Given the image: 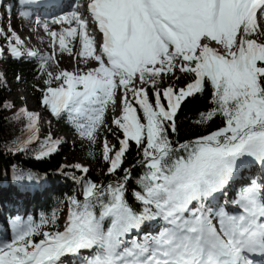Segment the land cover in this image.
<instances>
[{"label": "snow or ice", "instance_id": "obj_1", "mask_svg": "<svg viewBox=\"0 0 264 264\" xmlns=\"http://www.w3.org/2000/svg\"><path fill=\"white\" fill-rule=\"evenodd\" d=\"M17 2L27 9L38 0ZM48 3L55 10L63 0ZM0 7L10 14L13 5L0 0ZM69 9L44 17L19 11L53 50L26 49L9 19L0 26V58L38 57L42 106L67 117L90 158L99 142L106 175L115 178L97 183L85 165L61 166L81 173L71 178L82 199L67 197L62 230L65 201L38 217L12 218L10 234L0 233V264H64L66 257L72 264H264V0H72ZM57 50L83 67L54 73ZM177 73L190 81L177 86ZM165 78L173 83L161 87ZM207 88L211 107L198 123L221 118L223 126L173 140L181 106ZM14 119L25 121L27 135L9 151L38 141L36 159L59 150L61 139H40L39 113L22 107ZM105 131L116 144L101 140ZM133 144L143 169L133 190L139 212L126 195L133 169L123 167ZM233 184L238 191L222 203ZM146 224L157 227L141 232Z\"/></svg>", "mask_w": 264, "mask_h": 264}, {"label": "trees", "instance_id": "obj_2", "mask_svg": "<svg viewBox=\"0 0 264 264\" xmlns=\"http://www.w3.org/2000/svg\"><path fill=\"white\" fill-rule=\"evenodd\" d=\"M0 43H3V41L0 40ZM4 62L6 65L8 77L17 80L16 77L18 75L21 76V81L26 84L25 86L29 93L36 96L41 104L42 93L37 88V83L42 78V75H40L39 73L38 57L15 59L10 56L9 58L5 59ZM177 75L181 76L179 81L175 82L179 87H183L191 79V77L187 75H182L180 73H177ZM170 83H173V81L171 79L165 78V81L164 83H162L161 87H165ZM210 98L211 89L207 88L202 94H199L193 98H189L187 101H185L177 115V133L171 134L173 140H177L179 142L192 140L196 137L206 135L209 132L216 130L218 127L223 126L221 118H215L211 122L205 124L198 123L199 114L207 111L211 107ZM6 102L10 101L5 95H3L2 90H0V185H2L3 183L8 184V182L12 179H15L17 181H26V178H22L26 177L27 175L24 173L23 169L13 167L16 161L21 162L22 160L21 163L27 164L31 169L35 170V172L30 171L35 174V178L31 180L32 182H34L33 184L36 183L35 186L39 184H50L51 186L53 181H58L57 179H60L57 175H59L61 172V166L67 165L64 160L69 156L81 157L94 162V169H90V171L87 173V177L93 181H96L97 183H106L107 181L115 178L106 175L108 164H105L100 157V143L98 142L94 148V151L97 153L96 157L94 159L90 158L87 155L89 151L87 142L81 141L78 138L73 126L68 122L67 117H54L50 113V110L45 107L44 108L46 110H49L50 115L53 116V119L64 131H67L76 137V142L66 150L59 149L56 153L44 159H36L34 157L27 158V151L19 153H13L12 151H9V149H13L16 147L15 142L17 141V138L19 137L23 139L26 137L27 133L25 131V126H20L19 129L17 128L16 132L11 129L12 125L10 123V114L12 113V108L6 109L4 107V104ZM114 132L115 129H113V133ZM113 133L105 131L102 133L101 138L107 137V139L112 140L116 144V135H114ZM46 136H48V134L40 139L43 140ZM36 143H39V141ZM140 159L141 157L136 149V146L133 144L130 151L126 154L123 165V167L125 168L130 167L133 169L132 174L134 179L129 181L128 191L126 195L130 205L137 212L142 210V205L135 200L133 196V190H139V187L135 184V178L143 172L142 167L137 163ZM102 163L106 167L104 174H100L99 172ZM65 171L69 173V177H72L73 174L76 176L81 175L79 170H75L73 168H66L63 170V172ZM62 179L65 182H68L64 178ZM63 186L66 185L63 184L58 189L53 186L51 190H49L43 196L42 200L39 203L36 202L35 208L37 207V211H35V213H37V217L40 212L50 213L54 208L57 207L60 201H66L67 196L64 193ZM71 195L72 194H70V196Z\"/></svg>", "mask_w": 264, "mask_h": 264}, {"label": "rangeland", "instance_id": "obj_3", "mask_svg": "<svg viewBox=\"0 0 264 264\" xmlns=\"http://www.w3.org/2000/svg\"><path fill=\"white\" fill-rule=\"evenodd\" d=\"M8 2H10L12 4L11 0H8ZM13 2H14V0H13ZM65 10H70V9L66 8ZM4 13H5L4 7H1L0 8V17H2V18H0V26L5 27V29H6L8 24H9L7 20L10 19V16H9V14H4ZM12 15H15V11ZM16 16H17V13H16ZM17 22H18V16H17ZM11 26H12V28H14L19 33V35L21 36V38L23 40H24L25 36L27 37V41L29 42V45L30 44L31 45L28 46V48H26V44H25L26 40H24V47L26 49L37 50V47H38L37 51H39L40 53H45V52L49 53V51L53 50L52 46H51L50 38L47 37L46 33L42 32V37H40V34H38V32H36V31H34L35 30L34 28L36 27V25L34 23L32 25L23 24V27L21 25L13 26L12 24H11ZM17 28L19 30H17ZM24 28L28 30V33L24 32V30H25ZM58 30H59V28H58ZM28 39H30V40H28ZM41 39H43V40H41ZM74 51H75V49H74ZM58 52L59 51L57 50V53ZM59 54L64 58V55L67 53H60L59 52ZM9 57H10V55L7 52H5L3 58H0V73H3V77L0 79H2L3 81H6V84L0 83V90H2L3 95H5L8 98V100L15 105V107L12 108V110H11L12 113L10 114L11 115L10 123L12 125L11 129L14 132H16L17 128L19 129L20 126H25V121L23 119L18 120V121L14 119V113L16 111H18L20 108L26 107L28 110L33 111V112H37L40 115V120H39V127H40L39 136H40V138L44 137L46 134L49 135V133H50L53 138H59L63 141L60 144L59 149L66 150L67 148H69L70 146H72L76 142V137L73 134H71L67 131H64L59 126V124L53 119V116L50 115L49 110H46L40 104V102L36 96L29 93V91L27 90V88L25 86L26 84H24V82H22L21 80L17 81L15 79H11L8 77L4 60L9 58ZM70 57L71 58H69V62H70V65L73 66V68H75L77 66L83 67V65H81L77 61H74L72 59V56H70ZM94 66H95V64H93V63H90L88 65V67H94ZM61 69L62 68H60L56 64H52L50 67V70L53 71L54 73L61 71ZM44 79H45V77L42 76L41 80L37 83L38 89H42L45 87V85L43 83ZM118 111H119V109L117 110V112ZM108 121H109V125H110L111 124V113H109ZM102 139L103 138H101V140ZM108 141L110 142V144H115L112 140L108 139ZM38 147H39V143H34V144L30 145L29 149L26 152V154L28 155L27 158H29V157L35 158V153H36V150L38 149ZM99 147H100V151H101V144ZM20 157H22V156H20ZM64 161L67 165H74V164L79 163V164H82V165L89 167V169H91V170L94 169V164H95L94 162H92L90 160H87V159H84L81 157H74V156L66 157ZM21 162H22V160H21ZM21 162L16 161L13 166H15V168L20 167L21 169H23L25 174H28L30 172L28 169H31V168L29 167V165L21 163ZM102 164H101V168L99 170L100 174H104L105 170H106V167L104 166V164L103 165ZM37 173H39V172H37ZM68 174L69 173L67 171L60 172V174L58 175L60 179H57L58 181H56V180L53 181L51 186H50V184L49 185L39 184V185L35 186L36 183L33 184L34 182H32L31 180H28V179H25L26 181H17L15 179H12L8 182V184L3 183L2 185H0V195L1 196H3L2 194H4L6 191H8V189H10L11 186L16 187L19 190L20 194L22 195L19 199V202H17V203L14 201H11L9 199L4 200V204L7 205L6 208L8 207V205L12 206V203L13 204L16 203L17 208L11 209L14 211L12 215L10 213H8V212H10L9 210L7 212H5L6 216L10 215L9 219H7V224L9 226V229H5V227H4V229L3 228L0 229V233L7 231L10 234V232H11L10 221L16 214H19V215L21 214L20 216L25 217V218H27L28 216L37 217V215H36L37 213H35L36 202L39 203L42 200L43 196L49 190H51V188L53 186L56 187V189H58L60 186L65 184L66 186H63V187H64V193L67 197L70 196V194H72V195H76L78 198L82 199V196L80 195L81 189H82L81 184L74 181L71 177H69ZM250 175H251V173L245 174L246 180L249 178ZM259 175L260 174H258L257 177H259ZM245 176L237 177V179H243V178H245ZM62 178H64L68 182H65ZM86 178L90 179L88 177H86ZM40 183H42V182H40ZM63 208H64V211H62V213L60 215L61 230L63 228V222H64V219L66 216V210H67L66 201H65ZM140 231L143 232V231H147V230L142 229Z\"/></svg>", "mask_w": 264, "mask_h": 264}, {"label": "bare ground", "instance_id": "obj_4", "mask_svg": "<svg viewBox=\"0 0 264 264\" xmlns=\"http://www.w3.org/2000/svg\"><path fill=\"white\" fill-rule=\"evenodd\" d=\"M11 1H12V5H13V8L11 9V12L9 14L10 20H11V24L13 26L21 25L22 27H23V24H25V25H32L34 23V20L32 18H28V19L21 18L18 15L19 11H21V10H28V11H31L34 15H40V16L44 17V16H46L50 12L58 11L59 8H63L64 10L66 8L69 9L68 7L72 3V0H65L63 2V5L61 7H59V8H57V9L54 10L53 8H50V7H47L46 5H43L41 3V0H38V2L36 4H33V5L29 6L27 9H25L22 5L18 4L17 0H14V2H13V0H11ZM14 11H15V15H12L14 13ZM16 13H17V16H18V22H17ZM7 21L9 23V19ZM53 27H55L57 30L59 28V26H53ZM34 29H35L34 31L38 32V34H40V37H42V32H44V30L42 28L38 27V26H36ZM17 30H19V29L17 28ZM24 32L28 33V30L25 29ZM24 40H26L25 41L26 42L25 44H26V48H28V46H30L31 44L29 45V42L27 41V37L26 36H25ZM28 40H30V39H28ZM41 40H43V39H41ZM37 50H38V47H37ZM51 52L52 51H49V53H51ZM69 58H71L70 55L65 54L64 55V58H63L59 54V52H58L56 54V60L59 61V64L57 66H59L60 68H62L61 70H64V69H67L69 71L76 70V68L79 67V66L73 68V66L70 65ZM237 186L238 185L233 184L230 188H228L226 190V194H225V196L222 199V203H225V204L226 203H229V201L235 196L236 192L238 191V187L239 186L238 187ZM2 195L3 196L0 195V229H2V228L4 229V227H5V229H9V226L7 224V219H9L10 215H7L6 216L5 215V212H7L9 210L10 212H8V213H10L12 215L14 211L11 210V209L17 208L16 203L19 202V199H20V197L22 195L20 194L19 190L16 187H14V186H11L10 189H8V191H6ZM5 199H9V200L14 201L16 203L15 204L12 203V206H9L8 205V207L6 208L7 205L4 204V200ZM20 215L19 214H16L15 216H20ZM149 227H151L152 229H155L157 227V225L156 224H151L150 226L149 225H146L142 229H145V230L148 231L149 230ZM143 232H145V231H143ZM88 255H89V253L87 251L81 253V256H88ZM72 259L73 258L66 257L65 258V261H64V264H72ZM78 262L79 261H77V264H78Z\"/></svg>", "mask_w": 264, "mask_h": 264}]
</instances>
